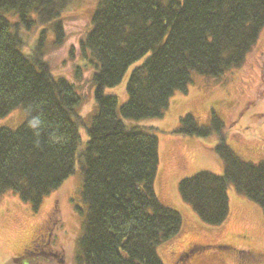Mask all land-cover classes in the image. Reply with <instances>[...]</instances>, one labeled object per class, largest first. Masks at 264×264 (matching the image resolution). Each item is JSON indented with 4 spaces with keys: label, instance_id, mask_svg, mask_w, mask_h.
Wrapping results in <instances>:
<instances>
[{
    "label": "trees",
    "instance_id": "16d2710c",
    "mask_svg": "<svg viewBox=\"0 0 264 264\" xmlns=\"http://www.w3.org/2000/svg\"><path fill=\"white\" fill-rule=\"evenodd\" d=\"M93 1L78 51L79 68L92 73L96 110L82 118L81 96L52 75L43 54L50 37L55 46L63 41L60 19L69 0H0V118L18 108L25 114L17 129H0V199L9 192L37 210L73 175L78 158L86 214L74 264H163L157 248L179 234L181 216L154 191V129L127 128L120 117L161 119L172 96L187 92L192 73L219 79L240 68L264 27V0ZM21 31L36 34L27 49ZM137 62L118 113L107 91ZM193 119L185 115L173 134L204 138L221 126L215 116L209 128ZM221 137L215 150L223 174L181 180L180 198L204 225L217 227L228 217L233 187L264 217V161H242Z\"/></svg>",
    "mask_w": 264,
    "mask_h": 264
},
{
    "label": "rangeland",
    "instance_id": "374dc122",
    "mask_svg": "<svg viewBox=\"0 0 264 264\" xmlns=\"http://www.w3.org/2000/svg\"><path fill=\"white\" fill-rule=\"evenodd\" d=\"M93 9V0H69L60 19L63 41L55 46L50 37L43 53L44 62L52 75L66 79L81 96L77 115L82 118L96 110L94 87L90 80L92 73L87 68H79L78 51V42L89 28ZM21 32L27 49L36 34ZM140 64H133L120 84L107 91V94L117 98L118 113L127 99L124 91L131 70ZM190 78L187 92L180 91L172 96L163 118L139 122L120 117L127 128L154 129L152 132L159 142L154 191L162 205L181 216L179 234L157 248V257L163 264H175L179 256L199 246L204 249L201 254L205 255L203 264H264V260H259L261 257L264 259V217L259 206L229 187L228 217L222 225L209 227L182 201L178 191V182L198 172L206 171L217 176L223 174V162L215 150L220 141L216 138L219 134L242 161H264V27L240 68L219 79L195 73ZM185 115H191L198 126L207 128L212 127L215 116L221 126L216 125L204 138L174 135ZM24 117L21 108L15 109L5 118H0V129L15 130L24 122ZM87 127L83 123L79 128L80 150L87 141ZM81 176L77 158L73 175L59 189L42 199L39 208L34 211L30 204L9 192L1 197L0 264H74L76 239L86 214ZM45 230L50 231L52 236L44 253L22 254L30 240ZM249 251L258 257L252 259Z\"/></svg>",
    "mask_w": 264,
    "mask_h": 264
},
{
    "label": "flooded vegetation",
    "instance_id": "af4514ba",
    "mask_svg": "<svg viewBox=\"0 0 264 264\" xmlns=\"http://www.w3.org/2000/svg\"><path fill=\"white\" fill-rule=\"evenodd\" d=\"M52 234L50 231L45 230L44 233H40L39 235H35L32 240L29 242V246L25 251L30 253H44L47 247L50 244V238ZM203 248L192 247L188 252L183 253V255L179 256L176 260L175 264H203L205 260V255H201L204 252ZM250 257L257 258L258 255L249 251ZM203 257V258H202ZM202 258V259H201ZM262 260V257L261 259ZM258 259L256 261H259Z\"/></svg>",
    "mask_w": 264,
    "mask_h": 264
}]
</instances>
